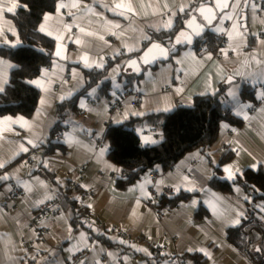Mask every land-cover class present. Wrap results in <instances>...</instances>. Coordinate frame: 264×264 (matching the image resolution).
Wrapping results in <instances>:
<instances>
[{
	"label": "crops",
	"instance_id": "obj_1",
	"mask_svg": "<svg viewBox=\"0 0 264 264\" xmlns=\"http://www.w3.org/2000/svg\"><path fill=\"white\" fill-rule=\"evenodd\" d=\"M116 2L120 0H63L53 12L45 14L49 19L45 21L44 16L40 23L53 33L49 36L42 32L55 41V60L44 68L48 70L47 74L42 69L32 79H41L44 83V88L32 84L41 92L38 106L29 118L20 115L1 118L12 117L15 120L22 117L27 122L26 126L7 121L0 124V162H6L0 169V176L7 174L10 177L0 180V264H81V261L84 264H173L176 256L186 259L187 264H195L187 256L195 253L204 256L208 264H253L243 254L244 242L231 240L229 230L242 226L248 219L250 203L264 222V201L253 202L252 196L238 184L233 192L222 193L209 181L215 175V166L227 152H234L235 156L223 165L221 179L233 182L226 178L224 172V166L228 164L235 165L242 173L264 165L259 163L264 162V98L260 95L264 85V43H261L264 41V10H261L264 0H256L259 7L255 13L251 7L235 10L240 23L246 25L240 29L245 37L243 43L237 46V41L229 38L226 31L232 30L233 21L220 16L205 31L220 41L225 39L226 44L220 50L209 49L198 54L194 45L180 47L168 61L159 62L155 67H144L140 80L129 86L126 85V76L138 75L131 70L125 71L127 61L144 50L152 34L171 30L162 27L169 19V12L172 13L174 28L186 12H190V16L195 13L189 6L198 7L204 1L130 0L136 14L124 16L118 14L120 10H111ZM13 3L17 5L15 10L7 11ZM61 3L69 7L59 8ZM73 3L79 6L73 8ZM85 5L92 11H85ZM181 5L186 8L184 12L179 11ZM18 7V0H0V46L6 44L3 43L5 40L14 43L20 39L19 31L10 18ZM243 13L246 19L242 20ZM224 14H233V9L230 7ZM67 25H73L70 32ZM81 27L86 30L84 33L80 32ZM218 28L226 31H217ZM87 32L96 35L90 36ZM56 35H63V40L57 41ZM77 39L81 43H75ZM250 41H254L252 48H249ZM58 44L62 45L63 58L55 55ZM129 48L134 50L129 51ZM222 50L227 51V56L222 54ZM85 54L90 63L102 62L104 67H85L81 59ZM0 58L15 65L8 58ZM257 60L262 63L257 64ZM13 69H5L7 83L3 84L4 89ZM85 70L106 71L107 75L79 98L78 111L67 120L63 132L66 150L46 152L42 143L48 140L59 121L56 106L85 88ZM105 80L110 81V89L106 93L102 90ZM221 84L227 85L225 107L242 120V125L223 123L214 145L190 151L170 169L157 165L137 181L120 187L118 180L123 171L108 158L109 144L105 140L108 127L117 124V119L124 123L133 117L165 112L156 109L170 107L166 112L173 111L179 108V102L181 106H190L196 96L213 94ZM246 84L257 87L256 105L242 98L241 92ZM178 88L183 91L177 92ZM92 89H96L94 94ZM230 90L237 92L239 104L228 95ZM129 91L139 93L140 98L135 94L126 96L121 111L111 114L109 103L113 93L127 94ZM69 92L72 93L70 97ZM61 96L68 98L61 100ZM82 100L86 104L84 108L80 107ZM135 112H143L144 115H133ZM125 113L128 114L126 120L123 119ZM141 130L143 135L159 142L163 139V130L156 125L141 123L138 126L142 141ZM69 139L74 142L68 143ZM27 140H32L38 147L32 148ZM21 144L29 147V151L20 152ZM105 146L108 150L100 156V149ZM253 164H256L255 168ZM83 168L86 174L81 178L79 172ZM113 168L120 171H113ZM185 176L190 182L188 186L200 190L189 192L182 189L178 195L188 194L189 197L172 204L164 188L180 184ZM41 181L47 184V189L35 187L30 193L23 186L25 182L35 186ZM71 182L74 185H70ZM70 186L79 191L78 205L91 216L93 226L75 223L76 209L69 207L59 214L49 212L42 217L46 232L39 239L37 229L31 225L37 201L45 193L52 197L45 202L53 201ZM14 188L21 190L16 202L10 199ZM193 200L198 202L195 206H192ZM89 204L91 207L87 206ZM238 211L244 212L241 224L227 226L226 221L234 218ZM218 213H223L224 218L221 219ZM247 225L260 228L254 222H248L243 225L242 233ZM121 232L128 233L129 238L123 239ZM31 241L35 244H30ZM257 248L261 250L259 243ZM199 249H204L208 255Z\"/></svg>",
	"mask_w": 264,
	"mask_h": 264
},
{
	"label": "trees",
	"instance_id": "obj_2",
	"mask_svg": "<svg viewBox=\"0 0 264 264\" xmlns=\"http://www.w3.org/2000/svg\"><path fill=\"white\" fill-rule=\"evenodd\" d=\"M19 7L10 18L15 23L19 37L23 42L15 48L9 44L0 46V56L11 60L16 67L11 72L9 83L5 91L0 93V119L7 115H20L29 118L35 112L41 92L28 81L37 77L41 70L53 64L55 41L38 31L40 23L49 12H53L57 4L63 0H18ZM205 1V0H203ZM26 5L27 7H21ZM190 12L181 16L173 29L161 33L152 34L147 45L152 41H160L169 44L175 34L184 26ZM203 40H209L211 50H220V39L214 35L205 34L194 44L197 47ZM146 45V46H147ZM254 46L250 41L249 48ZM43 50V51H41ZM87 85L79 93L60 102L56 106L59 121L51 132L50 137L42 146L46 152L56 150L65 151L63 132L66 130L67 120L78 111L79 98L87 94L89 88L101 78L106 77V71L85 70ZM138 78V79H137ZM126 85L139 81L140 76L127 75ZM103 91L110 89V81L105 80ZM226 84H221L215 94L196 96L190 106H181L170 112H153L144 117H133L121 124L110 125L107 129L105 140L109 144L108 158L122 168L123 174L118 180V185L124 187L140 179L146 172L153 170L157 165L164 169L172 168L187 153L196 148H207L216 143L220 136L223 123L241 126L242 120L225 107ZM264 91V85H263ZM244 100L257 104V87L252 84L243 86L241 92ZM141 123L156 125L163 130V139L154 145H143L137 131ZM234 152H227L215 166V175L210 179V185L222 192L231 193L236 184L252 196L253 202L264 201V165L257 170L247 169L242 176H238L233 182L221 179L222 167L233 160ZM51 174L49 173V176ZM52 177V176H51ZM79 191L71 186L58 194V201L63 209L77 208ZM189 195H178L171 200L172 204L178 203ZM164 199V198H163ZM254 206L249 204L248 219L243 223L254 222L259 226L262 237L259 242L261 250L256 251V256L264 260V222L257 214ZM76 219V218H75ZM78 223L77 219L74 220ZM242 226L229 230L231 240L240 239L245 242L241 232ZM195 264H208L204 256L199 253L189 254Z\"/></svg>",
	"mask_w": 264,
	"mask_h": 264
},
{
	"label": "snow or ice",
	"instance_id": "obj_3",
	"mask_svg": "<svg viewBox=\"0 0 264 264\" xmlns=\"http://www.w3.org/2000/svg\"><path fill=\"white\" fill-rule=\"evenodd\" d=\"M21 7H27L26 5H20ZM79 5L77 3H73L71 4V7L75 8L78 7ZM17 7V5L15 3L12 4V6L7 8V11L12 12L15 10V8ZM69 7V5H65L63 3H61L59 5V8H66ZM165 8H167V4L164 5ZM231 7L233 9V14H224L222 15L221 19H228V20H232L233 24H232V30L231 31H226L224 29H220L218 28L217 31H226V34L229 36L230 39L236 40L237 41V46L240 43H243L245 40L244 37V33L243 31H241L240 29L243 27H246V25L240 23V20L238 17L235 16V10L236 9H241L243 7H251L253 9V12L255 13L256 9L259 7L258 4L256 3V0H243V4L241 3V0H235V3L229 4L228 0H216L215 6L214 7H206L204 4L199 5L198 7L192 8L191 6H189V9L193 12L199 13L201 15H203L204 19L211 24L212 20L216 18L215 16V12L216 9H220L221 13H223L224 9H227ZM84 10L87 12H91L92 9H90L87 5L84 6ZM112 11L116 12L117 10L119 11V15L124 16L126 14H132L135 15L136 11L135 8L132 6L130 0H120V2H116L114 3L113 8L111 9ZM186 10L185 6L181 5L179 7V11L180 12H184ZM261 10H264V8H262ZM172 13L169 12V19L163 23L162 27L163 28H167V29H172L174 22L173 19L171 18ZM255 18V16H254ZM45 21H47L49 19V17L46 15L44 17ZM244 19H246V17H244ZM110 23V22H109ZM185 23L187 24V28L188 30H192L191 32L188 30H183L180 31L178 33V35L175 38V43L172 45V49H169L159 43H152V45L147 49V51L145 52L144 56H142L140 59L143 63L147 64V63H151L152 61H154L155 59L159 58V57H167L170 54V51L175 49V46L181 43H192V35H200L201 32L203 31V27L201 25L196 24V16L193 15L190 19H188L187 21H185ZM195 25V28L193 27ZM73 25H67V30L70 32L72 29ZM76 27H79V25H76ZM114 27L119 28V25H114ZM80 32L84 33L86 30L84 28H80L79 29ZM38 31L46 33L49 36H52L53 33L50 31H47L46 27L44 24H41L39 26ZM87 35H96L93 32H87ZM63 35H56L55 39L57 41H61L63 40ZM100 39H104L103 36L99 37ZM145 39H149L148 37H144ZM75 43H81V41L79 39H77L76 41H74ZM3 43L9 44L11 45V47L15 48L16 46L22 44L23 42L17 38L15 40V42L13 43L12 41H3ZM261 43H264V41H261ZM129 51H133L134 49L129 48ZM43 51V50H41ZM158 53V54H157ZM222 54H224L225 56H227V51L226 50H222ZM55 55L57 57L63 58V53H62V45L58 44L57 46V50ZM149 55H151V60L148 58ZM209 59H211V56L208 57ZM85 67H99V68H103L104 64L102 62H89L88 56L87 54H85L83 57H81ZM254 59V58H253ZM257 64L262 63L261 61L257 60L256 61ZM131 66L136 67V70L139 71V67H137L138 61L137 60H132L130 62ZM12 67H16L15 65H12L10 62L3 60L2 58H0V93H3L5 91L3 84L7 83V73L5 71L6 68H12ZM115 71V70H114ZM48 70L44 69V73L47 74ZM73 75H75V73H73ZM240 75H244V73H240ZM249 75L251 76L252 74L249 73ZM264 75V74H262ZM29 84H33L36 85L37 87L40 88H44V83L41 79H36V80H29L28 81ZM229 83H231V78H229ZM45 91H47V89H44ZM183 89L182 88H178L177 92H182ZM96 92V89H92V93L94 94ZM115 95V93H113ZM215 94V93H213ZM72 95L71 92L68 93V97H70ZM228 95L232 98L233 101H235L237 104H239V100L237 98V92L235 90H230ZM261 97L264 98V91L261 92ZM66 96H61L60 99L64 100L66 98H68ZM44 103V100H41V104ZM80 107L84 108L86 107L85 101H81L80 102ZM157 111H169L170 107H165L163 109H156ZM242 111V109H241ZM238 114H240L238 112ZM133 115H137V116H142L144 115L143 112H135L133 113ZM128 118V114L125 113L123 116V119H127ZM5 121L9 122V123H17V124H21V126H26L27 122L23 120L22 117H18L15 120H13L12 117H5L3 119H0V124H3ZM115 123L120 124L122 123V120L117 119L115 121ZM225 127H227V125H225ZM141 135H142V143L145 145L148 144H156L159 141L151 136L148 135H143V132L141 130ZM68 143H73L74 140L73 139H69L67 141ZM27 144L29 146H31L32 148L38 147L37 144L33 143L32 140H27ZM108 150V147L105 146L104 148L100 149L99 155L103 156L105 154V152ZM19 151L20 152H28L29 151V147H26L24 144H21L19 147ZM19 154V152L17 153V155ZM261 164H264V162H259ZM6 162H0V169L5 167ZM45 166H47V164L45 163ZM111 167V166H109ZM253 168L256 167V164L252 165ZM113 171H117L119 172V169H115L113 168ZM224 172L226 173V178L232 181H235L236 178L238 176H242L243 173L240 171V169L238 167H236L233 164H228L224 166ZM10 179V177L6 174L4 176H0V180H8ZM38 179V178H37ZM190 182L188 181V177H184L182 182L180 184H176L173 185L172 187L175 189V191L177 193H179L182 189L189 191V192H196L199 191L200 189L196 188L195 186H188ZM24 188L27 192H33L35 187H39V188H43V189H47V184H45L44 182H39L37 185L33 186L31 185L29 182H25L24 183ZM82 187H87V185H82ZM141 188H143V185H141ZM10 190V189H9ZM240 189L237 188V191H239ZM52 199L51 196H49L47 193L44 194L43 198L38 200L36 203V206H39L40 204H44L46 200ZM245 199H247V197H245ZM198 202L193 200L192 201V206H195ZM88 207H91V205H87ZM213 209L214 211H216V206L213 205ZM218 215L220 216L221 219L224 218V214L223 213H218ZM244 217V212L243 211H238L235 212V216L234 218H230L226 221L227 226H238L241 224V220ZM84 234L81 233V236H83ZM121 243H127L126 241H121ZM140 251H147L146 249H139ZM256 251H260L259 248L255 249ZM188 251H193V249H188ZM199 251L201 252H205L204 249H199ZM206 255H208L207 252H205ZM109 255H112L111 253H109ZM81 264H84L83 261H81Z\"/></svg>",
	"mask_w": 264,
	"mask_h": 264
},
{
	"label": "built area",
	"instance_id": "obj_4",
	"mask_svg": "<svg viewBox=\"0 0 264 264\" xmlns=\"http://www.w3.org/2000/svg\"><path fill=\"white\" fill-rule=\"evenodd\" d=\"M112 40V38H110ZM221 45H225L226 41L225 39H221ZM198 54H201L205 52L206 50L211 49V43L209 40H203L197 47H195ZM135 94L137 98H140V94L137 92H127V94L122 93H115V95L112 96L110 103H109V109L110 113L114 114L116 112L121 111L125 98L128 95ZM179 107H181V103L179 102ZM81 178H84L86 172L85 168L81 169L79 172ZM70 185H74L73 182L70 183ZM164 193L168 198H175L178 196V193L175 191L173 187H165ZM21 195V190L19 188H14L13 192L10 195V199L13 202H16ZM16 207V206H15ZM63 211V208L61 207L58 199H54L53 201L45 202L44 204H40L39 206H36L33 219L31 221V225L37 229L39 233V239L42 238L46 232V227L42 224V217L45 216L47 213L52 212L53 214H59ZM75 218L79 223H81L84 226L92 227L94 222L91 219V216L88 214V212L83 208L82 206L77 205L76 211H75ZM243 233L245 235V242L243 245V254L245 258L252 262L253 264H264V260L261 258H258L256 256V250L257 245L260 242V239L262 237L261 230L256 227L255 225H247L243 229ZM121 237L123 239L129 238V234L126 232H121ZM30 244H35V241H31ZM173 264H187V260L176 256L173 259Z\"/></svg>",
	"mask_w": 264,
	"mask_h": 264
},
{
	"label": "water",
	"instance_id": "obj_5",
	"mask_svg": "<svg viewBox=\"0 0 264 264\" xmlns=\"http://www.w3.org/2000/svg\"><path fill=\"white\" fill-rule=\"evenodd\" d=\"M228 2H229V4H232L234 2V0H228ZM215 3H216V0H205L201 4H204L206 7H214ZM229 9H230V7L227 8V9H224L223 13H221L220 9H216V12H215L216 18L212 20L211 24H209L204 19L203 15H201L199 13H196V12L193 13L191 16H189L188 19H190L193 15H195L196 16V24L201 25L203 27V31L201 32L200 35H194V34L192 35V43H181V44H178V45L175 46L174 50L170 51V54L166 58L161 56V57L155 59L154 61H152L151 63L145 64L140 59L142 56H144L145 52L152 45V43H159V44H161V45H163V46H165V47H167L169 49H172V45L175 43V38L178 35V33L180 31H183V30H188L187 24L185 23L184 26L175 34L171 45H168L167 43H163V42H160V41H152V42H150L139 55H137V56H135V57H133V58H131V59H129L127 61L126 67H125V71L131 70L132 73H135V74H137L139 76V75H141L144 67H146V66L155 67L159 62L168 61L173 54H175V53H177L179 51L180 47H186L187 45H194L195 42L197 41V37H201L203 34H205L206 33L205 31L207 30V28L211 27L218 20V18L220 16H222L225 12L229 11ZM244 17H245V14L243 13L242 20L244 19ZM193 27L195 28V25ZM188 31L191 32L192 30H188ZM148 58L151 60V58H152L151 55H149ZM132 60H137L138 61L137 67H139V69H140L139 71L136 70V67L131 66L130 62Z\"/></svg>",
	"mask_w": 264,
	"mask_h": 264
}]
</instances>
